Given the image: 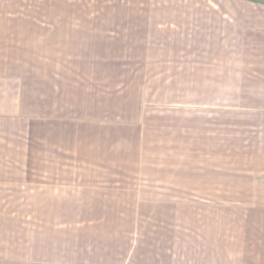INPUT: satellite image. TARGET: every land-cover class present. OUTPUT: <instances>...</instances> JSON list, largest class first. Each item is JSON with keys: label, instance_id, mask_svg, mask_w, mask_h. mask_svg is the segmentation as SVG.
<instances>
[{"label": "crops", "instance_id": "0c3cea01", "mask_svg": "<svg viewBox=\"0 0 264 264\" xmlns=\"http://www.w3.org/2000/svg\"><path fill=\"white\" fill-rule=\"evenodd\" d=\"M0 264H264V0H0Z\"/></svg>", "mask_w": 264, "mask_h": 264}, {"label": "rangeland", "instance_id": "374dc122", "mask_svg": "<svg viewBox=\"0 0 264 264\" xmlns=\"http://www.w3.org/2000/svg\"><path fill=\"white\" fill-rule=\"evenodd\" d=\"M139 4H140V3H139ZM139 7H140V6H139ZM247 200H252V199L249 198V199H247Z\"/></svg>", "mask_w": 264, "mask_h": 264}]
</instances>
